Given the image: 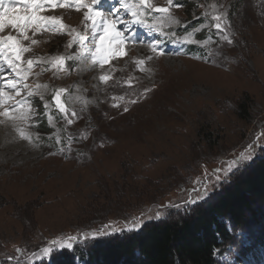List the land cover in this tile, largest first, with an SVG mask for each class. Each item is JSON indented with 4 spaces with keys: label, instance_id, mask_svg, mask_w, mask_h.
Segmentation results:
<instances>
[{
    "label": "rangeland",
    "instance_id": "rangeland-1",
    "mask_svg": "<svg viewBox=\"0 0 264 264\" xmlns=\"http://www.w3.org/2000/svg\"><path fill=\"white\" fill-rule=\"evenodd\" d=\"M69 2L75 0H41L47 7L38 15L57 18L63 28L35 34L29 28L28 40L18 37L29 48L18 62L27 79L17 85L19 96L7 89L8 106L29 107L32 143L0 117V264L50 263L69 250L44 257L54 240L90 246L119 229L138 231L146 221L211 200L264 155V0H149L170 7L178 23L145 9L147 27L131 23L120 0H100L96 8L110 19L115 13L122 20L117 27L127 29L126 55L103 67L91 60L100 29L84 21L86 9L51 7ZM214 14L222 17L223 33ZM7 35L17 32L0 33ZM189 35L194 42H184ZM102 75L110 79L102 82ZM15 79L0 58V89ZM57 91L66 112L56 107ZM9 128L13 136L2 142L1 130ZM20 144L28 150L7 151ZM252 210L257 216L247 222L254 217L250 226H263L264 201ZM248 231L257 236L254 227ZM246 235L237 232L236 243L246 245ZM231 248L216 255L218 264H236Z\"/></svg>",
    "mask_w": 264,
    "mask_h": 264
},
{
    "label": "trees",
    "instance_id": "trees-1",
    "mask_svg": "<svg viewBox=\"0 0 264 264\" xmlns=\"http://www.w3.org/2000/svg\"><path fill=\"white\" fill-rule=\"evenodd\" d=\"M237 173L209 201L171 213L161 221H146L138 231L119 229L90 246V241L87 245L77 244L78 247L57 253L50 263L42 264H218L216 255L228 247H232L233 253L256 256L264 243V225L250 226L256 218L248 222L246 219L257 216L252 207L264 201V155ZM260 212L262 217L264 212ZM251 227L257 230L254 238L246 235ZM239 231L247 236L248 246L239 239L236 243L235 235Z\"/></svg>",
    "mask_w": 264,
    "mask_h": 264
},
{
    "label": "snow or ice",
    "instance_id": "snow-or-ice-1",
    "mask_svg": "<svg viewBox=\"0 0 264 264\" xmlns=\"http://www.w3.org/2000/svg\"><path fill=\"white\" fill-rule=\"evenodd\" d=\"M100 3V0H92L91 4L84 3V0H75V3H53L51 4L52 8L56 7H67L72 8L75 7V10L80 11L82 8L86 9L84 12V21L91 22L93 29H100V32L97 34V39L95 40V50L91 52V60L93 64L99 63L101 67L108 62V60L115 59L118 57H122L126 55L124 52V45L127 42V38L125 36V32L127 29L123 31L120 30L117 25L122 23V20L115 13L111 14V19L109 18V14H105L99 11L96 8V5ZM122 8L131 16V23L140 24L143 26H148L145 24L144 15L145 9H152L155 13L163 14L167 19H169L172 23H178V21L172 20L170 16V7H154L149 0H137L136 3H130L129 0H120ZM168 4H172V0H168ZM46 5L41 3V0H23L22 5L20 6H5L3 0H0V33H2L6 28H11L17 32V36L7 35L0 36V58H2L3 64L7 65L9 69L16 75L17 79L10 80L6 83L3 89H0V117L5 118L8 121H11L13 124V128L17 132L18 136L22 140H26L29 143H32L31 136L26 132V128L29 125V121L31 119V114L29 107L25 103H21L20 101H16L14 105L11 107L8 106L9 101L13 99V97L8 93L7 89H12L15 91V95L19 96L20 91L17 90V85L22 81L27 79L28 70L23 69L18 63L21 61L23 53L29 51V48L24 47L18 39V37L22 36L24 40H28L29 37L26 34V30L31 28L33 34L37 31H56V26L59 25L60 28H63V24L55 17H45L42 15H38L42 10H46ZM212 19L216 21L214 27L220 31L224 32V28L222 27L223 20L221 15L214 14L212 15ZM153 28L156 26L153 25ZM74 31V30H73ZM223 40L227 41L231 44V40L228 35H223ZM83 40V37H80ZM184 42H194L191 38V35L184 37ZM33 44L36 43L35 40L32 41ZM153 51L158 50L153 47ZM160 54V53H158ZM149 59H151L149 57ZM28 69L33 66L34 61L28 59L27 61ZM63 58H59L57 64L63 65ZM140 65L144 63V61L138 62ZM145 70V69H141ZM110 77L102 75L100 76V80L102 82H107ZM24 88H27L28 85L24 84ZM39 87V86H37ZM62 91V90H61ZM61 91H57L54 96V101L56 107L61 112H66V108L61 102L60 96ZM33 92H29L28 95H33ZM122 99V98H121ZM135 103L136 101H131ZM114 107L118 105H113ZM125 111L128 109L125 108ZM74 115V114H73ZM2 122V121H0ZM72 121L69 120L68 123ZM23 125V126H21ZM250 157L242 156L241 159H248ZM239 162L234 161L233 164L229 165V169L237 166ZM205 193L200 194V199L204 198ZM188 203H196L195 199H191ZM105 233L101 232L99 235H104ZM96 238V234L93 235V239ZM75 237H69L68 240H75ZM72 244L70 242L61 243L58 241H52V244L49 247H45L42 249L44 257H51L55 251L59 249H71Z\"/></svg>",
    "mask_w": 264,
    "mask_h": 264
},
{
    "label": "bare ground",
    "instance_id": "bare-ground-1",
    "mask_svg": "<svg viewBox=\"0 0 264 264\" xmlns=\"http://www.w3.org/2000/svg\"><path fill=\"white\" fill-rule=\"evenodd\" d=\"M253 36V35H252ZM254 37V36H253ZM254 69V68H253ZM258 75V74H257ZM10 124V123H9ZM7 128V127H6ZM10 130H12L11 128H9L8 130H6V131H4V130H1V134L2 133H4L3 135H1L2 136V142H5V141H8V138L9 137H12L11 136V134H12V132H10ZM15 130V129H14ZM11 133V134H10ZM15 137V136H14ZM13 137V138H14ZM10 139V138H9ZM15 140H16V137H15ZM21 140V139H20ZM20 142V141H19ZM18 141H17V143H19ZM5 146H6V144H5ZM21 146H23V147H26L24 144H20V146H16V145H10V146H8V148H7V151L8 152H11V153H23V152H26L25 150H28L27 149V147L26 148H23V147H21ZM21 148V150L19 151V149ZM17 179V178H16ZM15 179V180H16ZM34 194V193H33ZM182 211V210H181ZM182 217V216H181ZM254 224V223H253ZM256 226V225H255ZM252 228V227H251ZM260 236V235H259ZM247 239V238H246ZM223 251V250H222Z\"/></svg>",
    "mask_w": 264,
    "mask_h": 264
}]
</instances>
